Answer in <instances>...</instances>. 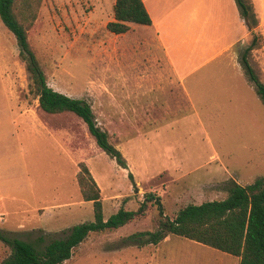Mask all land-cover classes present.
<instances>
[{"label": "rangeland", "instance_id": "obj_1", "mask_svg": "<svg viewBox=\"0 0 264 264\" xmlns=\"http://www.w3.org/2000/svg\"><path fill=\"white\" fill-rule=\"evenodd\" d=\"M114 2L41 0L27 39L47 85L91 106L126 169L96 146L73 115L40 112L16 40L0 21V89L9 105V131L21 141L12 140L11 151L0 157V181L10 183L0 188V231L37 250L93 220L92 203L82 200L76 182L79 162L100 189L105 219L119 208L136 210L147 193L160 197L164 214L173 218L188 204L223 200L230 180L246 186L264 177V106L243 69L242 78L226 55L213 62V0H201L197 7L201 25L195 33L201 35L195 46L182 47L167 37L177 75L191 72L186 79L190 103L181 89L162 79L168 70L163 50L151 40L153 30L147 35L132 24L129 32L115 35L106 29L114 20ZM174 2L161 0L154 18L171 25L178 9L167 15L166 5ZM244 49L233 51L238 62ZM248 61L264 84V57L258 66L251 52ZM16 185L22 191H14ZM146 211L122 228L90 234L63 264L238 261L174 235L157 245H130L128 236L156 228V208ZM9 255L0 241V264Z\"/></svg>", "mask_w": 264, "mask_h": 264}, {"label": "trees", "instance_id": "obj_2", "mask_svg": "<svg viewBox=\"0 0 264 264\" xmlns=\"http://www.w3.org/2000/svg\"><path fill=\"white\" fill-rule=\"evenodd\" d=\"M235 2L251 34V43L242 52L239 63L264 106V84L258 80L248 61L251 51L262 46V37L256 31L258 21L249 0ZM40 3L41 0H0V21L16 40L18 56L24 63L29 82V93L37 99L41 113L49 116L69 113L79 119L96 146L119 167L126 169V160L109 142L108 133L98 126L91 106L84 100L68 97L47 85L27 39V31L35 21ZM113 14L114 20L107 23L106 29L115 35L128 32V23L151 25L141 0H115ZM76 182L82 200L92 203L93 220L72 226L65 238L51 241L42 250L0 231V241L10 248V255L1 264H63L90 234L122 228L136 218L145 216L148 206H154L157 210L156 228L152 232L128 236L125 241H130V245L134 242L137 246L157 245L174 235L237 257L239 264H264V177L246 186L230 180L224 187L226 198L198 205L188 204L179 209L173 218L164 214L160 197L147 193L136 210L119 208L105 219L100 189L84 162L78 163Z\"/></svg>", "mask_w": 264, "mask_h": 264}, {"label": "crops", "instance_id": "obj_3", "mask_svg": "<svg viewBox=\"0 0 264 264\" xmlns=\"http://www.w3.org/2000/svg\"><path fill=\"white\" fill-rule=\"evenodd\" d=\"M249 1L258 21L256 31H258L262 37V46L251 51L259 66L260 60L264 57V0ZM141 2L151 19V25H136L144 27L147 35L149 32L148 30H153V34L150 36L151 40L163 50L164 63L168 72L162 79L166 78L169 84H174L181 89V92L189 97L188 103H190V94L188 92L189 88L186 85V79L190 77L191 72L180 76L177 75L176 70L171 66L172 62L169 57V52L172 47L167 37H171L173 41L177 38L181 46L183 43H186V45L191 43V46H195V43L198 42L201 35V33H195L196 30H200L201 25L200 14L197 8L200 7L201 0H177V2L173 4L169 3L166 5L168 7L167 15L175 13V7L178 9L174 14L175 19L169 26L165 19L160 20L154 18V16H156L155 12L159 11V9L156 8L160 7L161 0H141ZM180 7L185 8V10H180ZM165 11L166 10L163 9L162 12ZM132 24L133 23H128L129 26H132ZM163 32H167L168 34H164ZM139 41L136 42V44H138ZM250 43L251 34L249 27L241 18L235 0H213V62L219 57L226 55V58L229 60L228 63L232 64L238 72V75L243 78L244 74L241 73L242 68L238 65L239 62L233 51L238 46L246 48ZM167 65H169L170 68H168ZM214 76H216L215 73H213V81ZM3 95L4 91L0 89V157L4 153H9L11 151L12 145H14L11 144L12 140H14L15 144L21 142L19 138L12 135L9 131L10 110L9 105L3 101ZM4 127L6 128V132H4V130L2 131ZM8 185H10V183H6V181L3 182L2 180L0 181V188H2V190H6ZM22 189L23 187L21 185H16L13 190L19 192L22 191ZM237 260L238 261H235L234 264H239V258H237Z\"/></svg>", "mask_w": 264, "mask_h": 264}]
</instances>
